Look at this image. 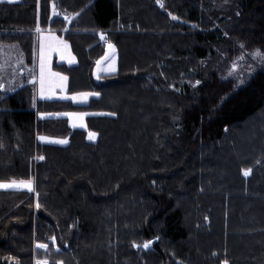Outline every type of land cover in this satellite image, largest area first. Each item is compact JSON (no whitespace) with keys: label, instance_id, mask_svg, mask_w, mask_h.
<instances>
[{"label":"trees","instance_id":"1","mask_svg":"<svg viewBox=\"0 0 264 264\" xmlns=\"http://www.w3.org/2000/svg\"><path fill=\"white\" fill-rule=\"evenodd\" d=\"M163 1L0 2V181L34 183L0 190V264H264V59L229 72L237 44L264 57V0ZM38 26L76 56L53 63L68 93L96 97L36 101ZM101 34L117 69L97 77Z\"/></svg>","mask_w":264,"mask_h":264},{"label":"crops","instance_id":"2","mask_svg":"<svg viewBox=\"0 0 264 264\" xmlns=\"http://www.w3.org/2000/svg\"><path fill=\"white\" fill-rule=\"evenodd\" d=\"M38 33V32H37ZM41 34H44V39L48 38L49 36H54L57 40L64 41L67 44V48L63 49V55L61 50H48L45 48V57H46V63L47 68L50 69L52 73H59L53 69V63L56 61L58 64H65L67 66H74L77 64L76 56L73 54L69 43L64 40L62 37L57 36L54 32L50 30H40V32L37 34V46H36V71H35V78H34V84H35V99L36 101L41 100H62V101H70L75 105H84L86 104L92 97H96L97 95H93L94 92H77V93H68V78L63 81L62 86L61 83L55 78L52 77V83L51 86L46 87L45 93L43 96L40 94V84H39V77H40V58H41ZM101 38V35H99ZM109 45V44H108ZM106 46V51L104 56L100 59V63L96 67V76H103L107 74H112L117 69V55L116 50L113 53V51ZM115 49V47H114ZM69 54L72 58V62H69ZM114 69V70H113ZM62 76L67 77L66 75L59 73ZM82 93H88L86 97H81L79 94ZM75 97V98H73ZM43 116V115H41ZM65 117V116H64ZM69 123V118L66 117ZM75 129H83V128H75ZM89 133H87V139L89 141H95L96 136L94 139H89ZM39 137H45V139H39ZM38 141L40 143H46V144H57V145H65L67 143L66 139L61 138H53V137H47V136H39ZM57 140H65L66 143H56ZM0 182H10V181H0ZM32 182V181H31ZM32 188L34 190V183L32 182ZM0 190H17V191H29L27 188H0ZM31 192V191H29Z\"/></svg>","mask_w":264,"mask_h":264},{"label":"snow or ice","instance_id":"3","mask_svg":"<svg viewBox=\"0 0 264 264\" xmlns=\"http://www.w3.org/2000/svg\"><path fill=\"white\" fill-rule=\"evenodd\" d=\"M9 2H11V0H9ZM53 12H54V14L56 12L55 5H53ZM70 18L71 17H69V16H65L66 20H68ZM173 19H176V17H173ZM36 31L38 33L40 32L39 26L37 27ZM101 39H104L103 34H101ZM108 47L113 51V53L115 52V49L111 44H109ZM45 48H47L48 50H61L62 51L63 49L67 48V44L64 41L57 40L54 36H49L48 38L41 40L40 77H39L41 96L44 95L46 87L51 86V83H52L51 78L52 77H55L61 83V86H62L63 81H65L67 79V77L62 76L59 73H52L50 71V69L47 68L46 57H45ZM62 55H63V51H62ZM254 55L259 56L260 53L256 52V53H254ZM261 59H264V57H261ZM18 62L22 63V60L18 61ZM69 62H72V58H71L70 54H69ZM99 63H100V61H97V64H99ZM3 87L4 86L2 84H0V88H3ZM79 95L81 97H86L89 94L88 93H82ZM93 95H98V93H94ZM73 98H75V97H73ZM68 115H72V114H68ZM95 136H96V134L94 132L89 133V139H94ZM39 139H45V137H39ZM55 142L56 143H66L65 140H57ZM39 159H43V157H39ZM249 172H250V170H244L243 174L245 176H247V175H249ZM0 188H27L29 191H33L31 180H29V181L11 180L10 182H7V183L0 182ZM39 206H40L39 203H37V208H39ZM150 244H151V241H146L144 243L143 247L147 248ZM36 247L40 248V249H46L47 245L37 244ZM36 264H47V261L46 260H44V261L37 260ZM224 264H227V261H225Z\"/></svg>","mask_w":264,"mask_h":264},{"label":"rangeland","instance_id":"4","mask_svg":"<svg viewBox=\"0 0 264 264\" xmlns=\"http://www.w3.org/2000/svg\"><path fill=\"white\" fill-rule=\"evenodd\" d=\"M19 0H11V2H9V0H0V2H7V3H15L18 2ZM158 7L163 10L164 8V1L163 0H158L157 3ZM217 6H219V8H222L224 11L226 10L228 12V10H231L232 8V2L230 1H226L223 3H219ZM221 10V9H219ZM262 18L264 19V11L262 13ZM175 16H172V18ZM184 24H187L186 22ZM41 39H44V34H41ZM11 46L8 45H3L0 48V64L4 65L6 63H8V61L6 60L7 58L5 56L10 55L11 50H10ZM232 57H233V61H231L230 64V70L229 72L232 74L235 72L236 77H240L242 75H246L248 73L251 72V70L256 66H258L260 64V62L263 60L261 59L262 55L260 54L259 56L254 55V53L258 52L257 50H247L242 44H237L236 48L233 49L232 51ZM34 78H32L31 80H33ZM68 114H72V115H68ZM61 116H65L69 118V126L72 128H83L86 129V123H85V118L87 116V113H83V112H68V113H63L60 114ZM257 125H255L254 127H256ZM254 127L252 128V130L254 131ZM261 126L258 125L255 129H259Z\"/></svg>","mask_w":264,"mask_h":264},{"label":"built area","instance_id":"5","mask_svg":"<svg viewBox=\"0 0 264 264\" xmlns=\"http://www.w3.org/2000/svg\"><path fill=\"white\" fill-rule=\"evenodd\" d=\"M100 41L105 45V46H107L108 45V41L104 38V39H101L100 38Z\"/></svg>","mask_w":264,"mask_h":264}]
</instances>
